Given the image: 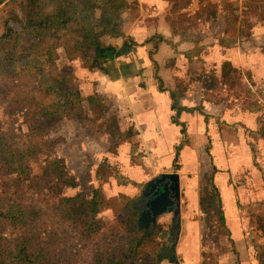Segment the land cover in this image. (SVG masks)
I'll return each instance as SVG.
<instances>
[{"label":"trees","instance_id":"1","mask_svg":"<svg viewBox=\"0 0 264 264\" xmlns=\"http://www.w3.org/2000/svg\"><path fill=\"white\" fill-rule=\"evenodd\" d=\"M172 3L171 12L176 14L184 4L181 0H165ZM263 2L264 0H258ZM249 4V3H248ZM253 15L264 24V11L258 10L256 3L249 5ZM229 19H225L224 35L217 40L223 48H235L243 41L251 40L252 24L246 23L247 30L236 29L238 21V4L225 3L222 6ZM0 18V76L13 74L21 69H29L35 76L36 90L43 97H50L49 103L34 104V97L13 96L8 98L5 94L0 101L6 110L11 111L12 123L16 116L22 118L24 127L19 126V133L26 141L19 145L13 141V136L0 134V179L14 174L9 182L8 195L30 193L34 198L46 202V209L63 214L64 220L76 225L84 238H89L96 233L100 223L87 222L85 216L96 214L110 207L114 214L111 225L100 235V240L95 243L93 261L91 264H157L158 256L163 252V242L156 241L153 235L147 236L137 226L138 210L134 208L136 199H130L120 194L117 201L108 204L100 189L96 190L90 198L83 192L67 198L60 196L63 187H76L65 160L53 157L54 148L63 141L62 138L48 139L50 129L61 120H75L82 128H96L99 131L108 124H113L115 116L108 114L110 102L100 94H93L83 99H75L70 90L75 86V81L52 76L51 67L58 59V49H62L69 57L83 55L84 68L88 71L106 73L105 56L114 52V47L109 43L112 39H121L125 44L139 46L131 38H125L126 29L130 23L139 17L138 3L136 0H9L1 10ZM179 18H176L178 20ZM176 21L172 25L175 26ZM262 24V25H263ZM15 25L12 29L9 26ZM172 35L175 31L172 26ZM181 37H185L181 35ZM187 38H184L186 40ZM161 42L171 45V39H164L153 35L143 43L151 45L148 57L153 67V76L157 89L167 92L170 121L179 127L180 141L174 146L172 169L178 170L179 153L188 145L186 125L180 121L182 113L201 112V106L184 107L179 103L187 86L183 80L176 79L175 86H167L158 75L159 66L153 59ZM197 50H188L184 56L188 61L196 57ZM170 60L168 64H171ZM233 68L229 62L220 66L218 82L220 86H228L235 93L240 85L233 82L231 72ZM214 79L204 85L205 92L214 89ZM242 89V88H241ZM249 90V89H248ZM77 92V91H76ZM250 92V90L248 91ZM251 93V92H250ZM253 96V95H252ZM79 97V95H78ZM87 101L90 115L82 109V102ZM243 110L259 114L256 117L257 129L255 133L264 140V109L258 100L243 103ZM131 143L130 157L136 163L140 157L139 142L136 140V131L129 128L117 131L110 135L109 152L115 153L116 148L123 143ZM254 152L253 146H250ZM42 156L40 161L39 156ZM31 163H38V172H33ZM140 163V162H138ZM100 167H107L111 176L118 185H138L122 176L115 167L103 163ZM99 169V168H98ZM110 176V174H108ZM96 179L100 184L99 171ZM206 185L200 191L198 205L202 214L201 221L208 227L206 234L215 241L220 236H225L228 231L224 224L222 205L219 193L211 176L206 177ZM28 205L7 198L6 208L0 200V233L3 224L21 225L33 229L36 218L44 212H39L33 207V199ZM254 231L264 238V209L252 221ZM3 229V228H2ZM31 233L36 238L31 237ZM41 232H30L26 238L9 242L0 237V264H40L42 248L37 243ZM3 241V243L1 242ZM10 243V246L8 245ZM175 264V263H173ZM200 264H214L211 254L201 253Z\"/></svg>","mask_w":264,"mask_h":264},{"label":"crops","instance_id":"2","mask_svg":"<svg viewBox=\"0 0 264 264\" xmlns=\"http://www.w3.org/2000/svg\"><path fill=\"white\" fill-rule=\"evenodd\" d=\"M126 1L131 2L133 0ZM136 1L138 3L139 17L128 25L125 38H131L140 45H127L121 39L110 40L109 43L115 49L111 55L110 52L106 53V73L86 70L84 68L85 59L81 55L79 58V61L83 60V62H81L82 68L87 76V78L79 82L80 90L83 89V91H85V97L93 94H100L110 102L108 114L114 115L115 121L113 124H108L105 127L118 124V127L121 129H116L114 132L133 128L134 131H136V140L139 141V152L141 153V157L136 163L131 161V143L129 142L120 144L116 148L115 153H110L108 150L110 135L114 132L109 134L107 152L116 155L117 150L121 149V147H126L128 149L129 164L142 169V165H144L142 162L144 160V154L141 151V144L145 150V143L147 141L154 142L156 147L161 146L162 142H166L168 143L167 145L172 147V157L169 160L172 169L174 146L180 141L179 127L172 124L170 121L171 111L169 109L167 92H160L157 89V82L154 80L153 76V67L148 57V51L151 50V45L148 43L141 44L145 39L153 35H159L164 39H171V45L161 42L156 53L153 55V59L159 66L158 75L165 82L166 87L167 85L175 86L176 79L185 82L184 84L187 86V89L179 100L181 106L190 108L201 106L200 113L195 111L193 113H182L180 116V121L184 122L186 125L188 145L184 146L180 151L178 159L179 169L174 171L177 173L181 169V153L189 149L193 134L204 133V138L206 140L205 154L208 158V168L210 170V173L205 174L204 178L205 181L208 176H211L213 179V183L221 199L224 224L228 231L227 235L218 237L214 242L220 243L223 239V241H229L233 245V247L230 246L229 254L225 255L224 264H263V258L259 256L260 254L257 253L258 251H256L254 256H251L249 248L252 243H257L255 242L256 240L261 244L262 241L264 242V238L260 237V235L254 231L252 227L253 220L249 227L250 230L256 234L253 235L251 233L248 237L246 233L247 220L246 217H244L245 214L241 210L243 203H246L249 197L253 196L255 192L252 189L249 191L243 188L240 190V187H236L235 189L233 187L235 174L241 167L249 169L251 173L255 170L259 171L260 169L257 156L260 147L256 148V144L250 140L251 136L256 137L257 140H259V138L261 141L263 140L255 133L257 129L256 117L259 114L247 111L239 112L237 110V112L230 114V118H232L230 121H227L226 118H218L222 115L224 107L222 103H220V100L217 101L219 99L217 95L211 97L209 94L216 89L214 88L215 90L211 89L207 92H205L204 89V85L212 81L214 77L219 78L220 66L223 62H229L235 70L240 68L247 71L249 77H251V73V79L256 81L255 74H258V69L264 71V58L256 49L258 42L256 36H250L251 38L253 37L254 43L251 42V39L241 42L235 48L227 49L221 47L217 43V40L224 35V15L221 9V11L217 10L215 12L214 9L216 5L213 6L212 4L211 13L206 14V11L202 10V6L209 5V0H181L184 4L179 8L176 14H172L171 12L172 3L165 0ZM179 16L182 19L180 22L176 20V18H180ZM173 21L177 22L175 26L172 25ZM170 26L173 27L175 35H172ZM181 35L185 37H181ZM184 38L187 39L184 40ZM183 46H186V48H182ZM188 50H197L196 57L189 59L190 61L184 56V53ZM78 57L79 56H76L75 58ZM170 60H173V62L168 64ZM209 68L212 69L210 71L211 73L209 72ZM166 80H171L172 82L168 83ZM262 80H264V77ZM248 88L252 95H256L254 90L250 87ZM82 109L86 115H90L88 103L84 108L82 107ZM238 112L240 114L239 118L235 119L231 116L236 115ZM70 122L77 123L75 120L64 119L59 121L51 128L52 132L54 130L52 137L50 135L48 136H50L51 139L63 138L56 126L61 123L62 125L60 126H64ZM231 125L233 126L231 127V131L227 130ZM78 126L79 131L85 130V128H81L80 125ZM193 126H198L197 129L199 130L195 132ZM103 128L104 127L101 129ZM94 129L96 130V128ZM206 129H208V131ZM88 130H90V128ZM212 132L214 135L220 132L225 134L224 139L228 144L226 147L227 159L226 157L217 158L211 156V153L213 154V149L211 148L213 143H211L208 133L213 134ZM220 138L219 136L218 139L220 140ZM250 146H253L254 152H252ZM73 148L74 147L71 145L69 150H64L66 153H63L62 156L59 157L63 158L67 165L71 151L72 153L79 151V149L75 150L77 149L76 147L74 150H71ZM117 171L119 172L118 169ZM178 176L180 180V175L178 174ZM224 182L225 184H223ZM128 185L129 184L118 186ZM129 186L134 187L133 185ZM199 193L200 191L195 195L194 211L191 212L193 215L198 211V218L194 217V215L190 218L189 210L193 208H182L180 212L181 217L185 218L186 222H184L180 230L181 232L177 241H174V250H180L183 254L182 259L180 258L182 260L181 264H200L201 253L208 252L204 249V239L208 235L206 234L208 227L201 221L202 214L198 205ZM252 206L254 207L253 210L256 211L255 216L264 209V204L263 208L259 210L256 204ZM182 213H184V216H182ZM161 232L166 231L162 230ZM182 235L189 240L188 242L185 241L184 246L181 243L183 240L180 242V237ZM168 254H170V259H173L168 248L167 252L162 255L160 254L157 258L160 259V261L162 259L161 264L170 263V260L166 261L164 258ZM174 259L176 261V258ZM213 263L216 264L214 260Z\"/></svg>","mask_w":264,"mask_h":264},{"label":"rangeland","instance_id":"3","mask_svg":"<svg viewBox=\"0 0 264 264\" xmlns=\"http://www.w3.org/2000/svg\"><path fill=\"white\" fill-rule=\"evenodd\" d=\"M209 2V5L202 6V10H205L206 14H210V10H212L211 4L213 6L216 5L214 11L216 12L217 10L221 9L222 11H220L224 15H222L224 20L229 18L226 15L225 11L222 9L223 4H238V21L235 25L236 29L238 30L239 28H242L243 30H247L246 23L252 24V35L256 36V40L258 41L256 49L259 53L262 54L264 58V24L262 22L260 23L259 20L261 19L257 16L255 17L250 11L251 8H249L250 4L256 3L259 7L258 10L264 11V1L209 0ZM4 4L0 6V18H3L1 10ZM181 20L182 19L180 17L178 21L180 22ZM9 27L12 29L17 28L15 25H10ZM252 40L251 42L254 43V40ZM182 48H186V46H183ZM57 54L58 59L53 63L50 74L57 78H61L64 76L66 78L68 77L74 80L75 86L70 90V92H73L74 94L75 91L76 95H72V97L75 99L85 98V91H83V89L80 90L79 88V82L84 78H87L86 72L82 68L83 66L81 62H83V60L79 61L81 54L77 55L79 56L78 58H75L76 56L69 58L64 54L61 48L58 49ZM111 54H113V52H110V55ZM211 70L212 69L209 68V72ZM231 75V80L240 85L239 90L234 93L230 87L220 86L218 83L220 81V78L214 77V81L216 82V90L214 89L215 91H211L209 93L211 97L217 95L219 98L217 101L220 100V103H222L224 107L222 115H220L218 118H226L227 121H230L232 119L230 118L231 113L237 112V110L239 112H245L242 107L243 103L247 104L249 102H255V99L258 100L259 104L262 105V109H264V80H262V78L264 77V71L262 69H258V74H255L256 81H253L251 79V73V77H249L248 72L240 68L236 70L233 69ZM166 82L171 83L172 81L166 80ZM167 86L169 87L171 85ZM248 87L254 90L256 92V95L253 94L252 96L250 92H246L249 89ZM0 92L2 94L1 96H4L6 94L8 98H11L13 96L34 97L33 102L35 105L36 103L43 105L51 101L50 97L45 98L43 97L42 93L36 90L35 76L29 69H21L13 74H4L0 76ZM228 101L231 103H229ZM86 105L87 102L83 101L82 107L84 108V106ZM239 112L236 115L231 116L235 119L239 118ZM12 114V110H6L5 105H3V103L0 101V134L13 136V141L16 143V145H19L20 143L26 141L25 137L19 133V126H21L22 124V118L20 116H16L15 121L12 123L10 117V115ZM60 125H62V123L57 125L56 128L60 131V134L62 135L61 137H63L64 139L62 138L63 141L54 148L53 157L62 156L63 153H66V151L64 150H69L71 145L74 148H77L75 150L79 149V151H77L76 153H72L71 151L68 162L69 166L66 164L74 182L76 183V187H63L61 189L59 198L57 197L56 200H59L60 198L72 197L78 192H83L84 195L89 198L96 190L100 189L104 195L105 201L108 204L119 200L118 197L120 193L132 199H136L135 204H137L140 200L141 190L145 182L161 173H170L174 171L171 169L169 164V160L172 157V147L170 145H167L168 143L166 142H162L161 146L156 147L154 142L147 141L145 143L144 150L140 141L141 151L144 154V160L142 161L144 165H142L141 169L140 167L129 164L128 149L126 147H121V149L117 150L116 155H112L107 152L109 134L114 132L116 129H121L118 127V124H115L111 127H104L100 131H96L94 127L90 128V130L85 129L84 131H79L78 122H70L69 124H65L64 126ZM21 127L24 126L22 125ZM197 127L193 126L195 132L199 130L197 129ZM231 127L233 126L231 125L229 128H227V130L231 131ZM206 130L208 131V129ZM52 133H54V130L52 132L51 129L48 135L52 137ZM224 135L225 134H222V132L215 135L214 133H208V136L211 139V143H213V145L211 146V148L213 149V154L211 153L212 157H226V147L228 146V144L227 142H225ZM50 136H47V138L51 139ZM219 136L221 137L220 140L218 139ZM250 140L256 144V148L260 147L257 153L260 169L259 171L255 170L253 171V173H251L249 169L241 167V169H239L235 174L233 184L234 189L236 187H240V190L242 188L249 191L250 189H252L255 192L253 196L249 197V200L247 202L245 201L246 203H243L242 209L240 208L245 214L244 217H246L247 220L246 233L248 237L251 233L253 235L256 234L253 233V231H251L249 227L251 221L256 215V211L253 210L254 207L252 205L256 204V206L258 207L257 209L259 210L263 208L264 204V140H262V142L260 138L259 140H257L254 136H251ZM205 145L206 140L204 138V133H194L189 149L183 151L180 156L181 169L177 172L180 175V210L182 208H193L192 210H189L190 218L193 215L197 218L199 216L198 211L193 215L191 214V212L194 211L195 195H197L199 191L203 190L202 188L205 186V183H207L204 176L205 174L210 173V170L208 168V158L205 154ZM74 148L71 150H74ZM42 158L43 157L40 155V161L42 160ZM103 163L115 166V168H117L122 175L126 176L128 180L135 182L138 187H132L129 185L118 186L114 178L111 176V173H109L108 168L100 167V165H102ZM37 167H39L38 163H31V169L33 172H38ZM97 170L99 171L101 179H106V182L102 185L99 181H97L95 177ZM108 174H110V176H108ZM14 176V174H11L7 175L3 179H0V200L3 205V209L6 208L7 198L11 196L12 200L22 202L25 206L30 203V199H33V207H35V210H38L39 212L45 211V214H40L36 218L35 223L33 224V229H29L30 225L24 227L18 224L12 225L7 223L6 225L4 223L2 226L3 229L1 228L0 237L6 238L11 243L21 238H26V236L30 232L38 231L41 232L42 236L41 238H37V243L39 244V247L42 248V257H45V259L42 260L40 264H91V262L93 261L92 258L95 243L100 240V235L105 232L113 222L114 214L112 213L110 207H107L106 209H103L94 215L91 214L89 216H85V220L87 222L100 223L101 227L89 238H84L80 234L81 232L75 224L72 225L69 221L63 219V214L59 212L56 213L54 210L46 209V202L34 198L30 193H26L25 196H23L24 194L8 195L9 182L11 178H14ZM223 184H225V182ZM182 216H184V213H182ZM184 222H186V219L181 217L180 213L179 230L182 229ZM172 223L173 221L170 214H167L160 218L155 225L153 238L156 241L161 240L163 242V239L159 237V233H161L162 230L170 232ZM182 236L180 237V242L183 240L181 243L184 246L185 241L188 242L189 240ZM31 237L36 238L33 233H31ZM204 241V249L211 253L214 262H216V264H224L225 255L229 254L230 246L233 247V245L229 241H223V239L220 243L211 241L210 235H207ZM1 242L3 243V241ZM255 242L257 243H252L250 245V255L254 256L256 254V251H258L257 253L260 254L259 256H262L264 264V242L262 241L261 244H259L257 240ZM10 243L8 245H10ZM174 251V258H176L177 264H181L183 254L180 252V250ZM169 256L170 254L164 257L166 261L170 260ZM161 262L162 259L161 261L160 259H158L157 264H161Z\"/></svg>","mask_w":264,"mask_h":264},{"label":"water","instance_id":"4","mask_svg":"<svg viewBox=\"0 0 264 264\" xmlns=\"http://www.w3.org/2000/svg\"><path fill=\"white\" fill-rule=\"evenodd\" d=\"M6 1L0 0V6ZM179 189V176L176 171L161 173L144 183L140 200L134 205L138 210L137 226L141 232L149 236L153 235L160 218L167 214L171 215L173 223L168 233L171 242L170 245L164 244L165 249L169 248L173 258L170 259L171 264L177 263L174 259V241H177L180 232Z\"/></svg>","mask_w":264,"mask_h":264},{"label":"flooded vegetation","instance_id":"5","mask_svg":"<svg viewBox=\"0 0 264 264\" xmlns=\"http://www.w3.org/2000/svg\"><path fill=\"white\" fill-rule=\"evenodd\" d=\"M169 232H161V233H159V237L161 238V239H163V244H167V245H170V235L168 234ZM161 234L163 235V236H161ZM168 234V235H167ZM148 237H149V235L148 234H146ZM167 250H168V248H166L165 249V247H164V249H163V252L161 253V255L163 254V253H165V252H167ZM160 256V255H159ZM158 256V257H159Z\"/></svg>","mask_w":264,"mask_h":264}]
</instances>
